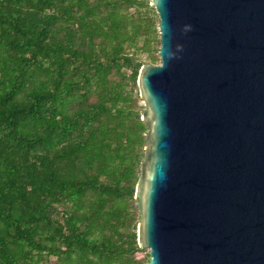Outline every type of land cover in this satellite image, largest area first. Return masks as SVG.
<instances>
[{"label":"trees","instance_id":"trees-1","mask_svg":"<svg viewBox=\"0 0 264 264\" xmlns=\"http://www.w3.org/2000/svg\"><path fill=\"white\" fill-rule=\"evenodd\" d=\"M150 0H0V264H149L135 192Z\"/></svg>","mask_w":264,"mask_h":264},{"label":"water","instance_id":"water-1","mask_svg":"<svg viewBox=\"0 0 264 264\" xmlns=\"http://www.w3.org/2000/svg\"><path fill=\"white\" fill-rule=\"evenodd\" d=\"M135 200L149 264H264V0H151Z\"/></svg>","mask_w":264,"mask_h":264},{"label":"rangeland","instance_id":"rangeland-1","mask_svg":"<svg viewBox=\"0 0 264 264\" xmlns=\"http://www.w3.org/2000/svg\"><path fill=\"white\" fill-rule=\"evenodd\" d=\"M150 5H151V0H150ZM161 63V61H159L156 65H159ZM141 103L144 105V102H143V100L141 99ZM138 229V228H137ZM143 249H145V252L144 253H142V254H140V256H143V255H145L146 253H149V249L148 248H143Z\"/></svg>","mask_w":264,"mask_h":264}]
</instances>
